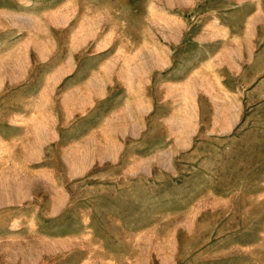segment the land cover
<instances>
[{
    "label": "rangeland",
    "instance_id": "374dc122",
    "mask_svg": "<svg viewBox=\"0 0 264 264\" xmlns=\"http://www.w3.org/2000/svg\"><path fill=\"white\" fill-rule=\"evenodd\" d=\"M0 264H264V0H0Z\"/></svg>",
    "mask_w": 264,
    "mask_h": 264
}]
</instances>
